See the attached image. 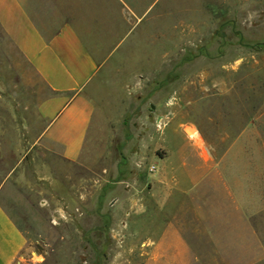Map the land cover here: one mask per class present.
<instances>
[{
  "label": "rangeland",
  "instance_id": "1",
  "mask_svg": "<svg viewBox=\"0 0 264 264\" xmlns=\"http://www.w3.org/2000/svg\"><path fill=\"white\" fill-rule=\"evenodd\" d=\"M127 1L151 3L157 68L142 30V67L92 90L107 119L83 161L40 141L41 84L0 72V203L26 239L15 264H264V0Z\"/></svg>",
  "mask_w": 264,
  "mask_h": 264
},
{
  "label": "crops",
  "instance_id": "2",
  "mask_svg": "<svg viewBox=\"0 0 264 264\" xmlns=\"http://www.w3.org/2000/svg\"><path fill=\"white\" fill-rule=\"evenodd\" d=\"M150 5L142 11L127 0H0V72L16 73L22 86L31 75L41 84L37 112L45 125L40 141L60 158L81 162L95 149L107 117L92 90L110 71L127 64L142 67V30L146 62L155 58L156 70V28L153 36L146 22ZM176 185L182 195L191 187ZM25 246L22 230L0 203V264H15ZM156 246H164L163 237Z\"/></svg>",
  "mask_w": 264,
  "mask_h": 264
}]
</instances>
